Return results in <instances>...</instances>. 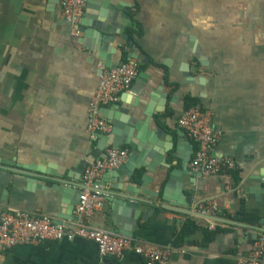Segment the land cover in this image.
Instances as JSON below:
<instances>
[{"label":"crops","instance_id":"0c3cea01","mask_svg":"<svg viewBox=\"0 0 264 264\" xmlns=\"http://www.w3.org/2000/svg\"><path fill=\"white\" fill-rule=\"evenodd\" d=\"M88 1L127 8L132 22L125 34L141 50L135 62L143 72L149 58L152 70L166 73L159 83L167 102L164 96L147 97L150 87L140 93V101L155 102L150 132L161 128L162 141L176 146L182 130L195 150L178 124L187 101L194 100L222 131L214 155L238 164L233 172L197 175L194 182L190 173L182 175L188 210L216 202L220 210L213 220L157 208L147 221L141 214L133 239L172 249L170 264H233L251 257L264 233V0H86L85 14ZM88 44L71 35L60 0H0V217L25 211L74 221V210L67 214L54 186L38 184L29 167L63 172L98 143L87 131L88 108L104 67L92 51L96 45ZM107 46L113 64L128 58L120 36ZM186 65L193 79L186 77ZM124 147L130 154V146ZM175 163L173 168L180 166ZM188 169L193 172L190 162ZM111 216L106 200L91 226L117 233ZM189 221L195 222V234L178 246ZM0 264L146 263L134 253L102 257L94 243L76 238L20 245L0 253Z\"/></svg>","mask_w":264,"mask_h":264},{"label":"water","instance_id":"95a60500","mask_svg":"<svg viewBox=\"0 0 264 264\" xmlns=\"http://www.w3.org/2000/svg\"><path fill=\"white\" fill-rule=\"evenodd\" d=\"M129 15L130 11L127 8L114 7L108 2L96 5L88 1L86 14L81 21L83 39H88L89 47L96 45L92 51L98 54L100 66L105 69H115L123 63L122 58L118 65L113 64L114 57L107 46L118 36L127 48L128 61H137L141 55V50L136 47L130 36L125 34L126 26L132 22ZM144 59L143 64L149 68L140 72L136 87L122 99V107L102 109L100 112L113 125L111 133H98L96 146L91 147L74 167L63 172L34 165L29 167L37 172L29 176L38 184L54 186L53 189L62 196L67 214L70 215L85 188L83 182L88 165L105 158L108 148L122 149L126 145L130 146L127 161L119 168L106 171L95 181V185L98 187L97 190L106 195L115 232L131 238L138 227L141 214L143 213L142 219L147 221L157 208L214 219L205 218L188 210L191 203L189 197L182 192L184 187L182 175L190 173L194 182L196 176L200 174L190 172L188 169L194 147L192 142L187 140L184 131H179L180 140L176 146L172 141L165 143L162 141L161 128L150 132L149 123L156 109L155 102L139 99L145 89L150 87L149 92L152 93L149 95L147 92V97L156 100L164 96L167 102L166 89L159 83L164 82L166 73L152 70L149 65L150 59ZM184 69L187 70V73L184 71L186 77L193 79L189 66L186 65ZM175 161L177 165L180 164L177 168H173V165H176ZM72 218L75 220V217Z\"/></svg>","mask_w":264,"mask_h":264},{"label":"built area","instance_id":"2783aa9c","mask_svg":"<svg viewBox=\"0 0 264 264\" xmlns=\"http://www.w3.org/2000/svg\"><path fill=\"white\" fill-rule=\"evenodd\" d=\"M60 8L71 35L82 37L81 21L85 15L86 0H60ZM140 72L141 65L135 61L121 63L115 69H102L98 88L88 108L87 131L93 139H97L98 133L112 132L113 125L100 112L102 109L117 107L122 96L132 90ZM178 124L196 143L190 161L194 173L208 178L237 169L238 164L234 158L214 155L222 131L211 125L210 112L195 106L180 116ZM128 156V149L111 147L106 150L105 158L88 165L83 182L85 188L74 210L75 220L71 223L57 224L47 216L32 215L25 211L4 212L0 217V253H7L20 245H41L83 238L94 243L102 257L121 258L126 253H134L143 257L146 264H170L172 249L142 245L131 237L91 226V218L106 202V195L97 190L95 181L106 171L119 168ZM219 210L216 202H210L199 206L194 213L214 218ZM252 249L251 257L239 259L233 264H261L264 258V233L260 234Z\"/></svg>","mask_w":264,"mask_h":264},{"label":"trees","instance_id":"16d2710c","mask_svg":"<svg viewBox=\"0 0 264 264\" xmlns=\"http://www.w3.org/2000/svg\"><path fill=\"white\" fill-rule=\"evenodd\" d=\"M136 29L134 30L135 32H138L137 31V26L135 27ZM124 55V54H123ZM126 55H124L123 57V63H126L127 62V58L125 57ZM197 106V103L194 102V100H188L187 101V105H186V111ZM127 147H124V149H126ZM195 222L194 221H189L185 227L183 228V230L181 231V233L177 236V245H181L182 243L185 242V240L187 239L188 236L192 235V234H195ZM207 234H209L207 232Z\"/></svg>","mask_w":264,"mask_h":264}]
</instances>
